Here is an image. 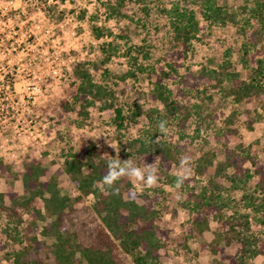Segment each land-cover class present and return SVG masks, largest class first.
I'll use <instances>...</instances> for the list:
<instances>
[{
  "label": "rangeland",
  "instance_id": "374dc122",
  "mask_svg": "<svg viewBox=\"0 0 264 264\" xmlns=\"http://www.w3.org/2000/svg\"><path fill=\"white\" fill-rule=\"evenodd\" d=\"M206 1L234 11L238 22L220 24L203 19L200 9ZM260 3L264 5V0H0V157L11 161L15 178L20 177L21 161L28 152L51 172L69 153H78L79 144L89 140L104 149L110 159L118 156L141 168L151 164L157 169L155 185L130 181L137 201L149 199L160 210L156 224L163 246L155 250L157 264H210L215 254L199 251L198 246L214 237L215 220L207 229L189 231L180 206L184 195L168 177L186 174L190 177L188 187L198 193L207 184V175L195 174L193 166L203 152L213 154L216 162L223 159L225 146L239 144L251 153L264 149V90L250 102H234L224 93L228 80L220 87L211 76L199 77L203 67L221 71L223 61L228 60V70L234 69L239 77L248 79L253 58L243 52L245 37L240 28L247 22L246 28L256 25L248 10ZM176 7L193 11L199 20L182 58L169 55L170 20ZM261 9L264 14V6ZM37 22L40 25L34 27ZM94 27L99 29L97 37ZM256 47L264 50V36ZM79 61L85 63L95 83L112 92L92 99L86 115L77 112L78 103L72 98L78 84L72 68ZM170 61L177 63L175 71L163 83L177 105L173 115L160 101L151 99L153 84L146 75L147 70L156 71L159 66L167 69ZM128 69L134 75H125ZM32 81L40 92L28 98L24 87ZM63 98L70 106L66 110L59 104ZM116 107L121 109V121L114 112ZM244 108L251 111V129L242 122ZM185 111L188 114L182 120ZM231 112L235 113L233 122L224 123ZM258 112L260 117L255 116ZM160 121L166 122L164 133L158 128ZM152 136L167 141L175 150V159L166 171L155 157L151 163H138L128 154L127 144L132 139L150 140ZM216 180L230 185L223 177ZM256 181L253 174L247 186L222 191L229 205L226 215L232 213L233 201L243 207V194H252ZM10 186L0 174V191ZM60 187L69 195L77 193L66 176L60 180ZM92 202L91 194L85 196L77 203L79 211ZM5 203H10L6 196ZM240 211L249 213L251 230L263 238L264 208ZM50 220V216L38 220L39 229ZM9 229L7 217L0 213V264H10L7 257L24 244L9 237ZM37 237L43 241L44 262L57 264L50 253L52 237L40 233ZM218 244L228 249L233 245H226L222 239ZM246 262L264 264V255L250 256Z\"/></svg>",
  "mask_w": 264,
  "mask_h": 264
},
{
  "label": "trees",
  "instance_id": "16d2710c",
  "mask_svg": "<svg viewBox=\"0 0 264 264\" xmlns=\"http://www.w3.org/2000/svg\"><path fill=\"white\" fill-rule=\"evenodd\" d=\"M261 6L264 5L255 4L248 10L251 19L256 20V25L246 28L247 22L240 28L245 37L243 52H249V57L253 58V65L247 73L248 79L239 77L234 69L228 70V60L223 61L221 71H209L203 67L199 74V77L211 76L220 87L224 80H228L224 93L234 102H250L264 90V50L256 47L264 36ZM201 8L203 19L210 23L238 22L236 13L227 7L206 1ZM173 12L169 55L182 58L199 28V20L193 11L186 8L176 7ZM92 31L94 36H99L97 27L92 28ZM174 64L170 61L167 62V69L159 66L156 71H146L153 84L151 99L160 101L171 115L175 113L177 105L167 93L163 79L173 76ZM137 68L141 69V66ZM72 74L78 79L72 98L78 103L77 112L81 115L87 114L86 108L93 102L92 99H101L112 93L92 80L82 61L73 65ZM125 75L132 76L134 71L128 69ZM59 104L65 110L70 107L64 98ZM114 112L121 121V109L116 107ZM186 114L187 111L182 120L186 119ZM241 114L242 122L247 129H251V111L244 108ZM261 114L264 115V111ZM261 114L258 112L255 116L260 117ZM234 118L235 113L231 112L224 118V123H232ZM118 125L121 123L118 122ZM227 130L236 131L235 128ZM127 147L128 154H132L138 163H151L155 157L164 171L171 167L175 159L173 146L153 136L150 140L136 137ZM260 151L246 152L239 144L225 146L223 159L216 162L213 161V154L203 152L196 158L193 171L197 175H207V184L196 193L188 187L190 177L186 176L179 188L184 195L180 206L184 209L189 231L207 229L211 221L215 220L214 237L198 246L199 251L208 250L215 254L210 264H247L248 257L264 255V237H257L253 233L249 213L240 211L248 207L254 210L264 208V149ZM78 153H69L61 165L49 172L41 159L28 152L21 161L19 178H15L11 170V161L0 157V174L11 182L9 189L0 191V213L5 214L11 226L7 235L14 240L24 241L20 249L7 257L11 258L10 264H46L41 256L43 241L37 237V233L52 237L50 253L57 264H157L155 250L163 246L156 224L160 210L149 199L144 202L136 200L137 193L132 189L128 177H122L113 187L100 183L101 177L107 173V161L110 158L94 142L87 140L79 144ZM230 168L231 171H228ZM253 174L257 176V181L252 194H243V207L233 201V205H230L232 213L226 215L225 209L229 205L222 191L229 192L247 186ZM64 176L77 190L75 195L61 191L60 180ZM218 177H223L230 185L219 183L216 180ZM175 180V176L168 177L169 182ZM89 194L93 196V202L79 211L77 203ZM5 196L9 204L5 203ZM23 213L27 215L25 219ZM46 216H50L51 220L39 229L38 220ZM220 239L226 245L233 244L231 249L219 246Z\"/></svg>",
  "mask_w": 264,
  "mask_h": 264
},
{
  "label": "clouds",
  "instance_id": "9594fccd",
  "mask_svg": "<svg viewBox=\"0 0 264 264\" xmlns=\"http://www.w3.org/2000/svg\"><path fill=\"white\" fill-rule=\"evenodd\" d=\"M158 128L161 133L166 132V122L160 121ZM122 177L141 181L148 187H151L158 182L157 169L151 167V164H146L144 168H141L134 165L129 160L121 161L117 156L112 157L107 161V173L101 177L100 183L107 187H113ZM185 178L186 174L177 175L175 187L179 189L183 185Z\"/></svg>",
  "mask_w": 264,
  "mask_h": 264
},
{
  "label": "built area",
  "instance_id": "2783aa9c",
  "mask_svg": "<svg viewBox=\"0 0 264 264\" xmlns=\"http://www.w3.org/2000/svg\"><path fill=\"white\" fill-rule=\"evenodd\" d=\"M39 25L40 24L38 22L34 23V27H37ZM24 92H25V96L31 98L33 95L38 94L40 92V87L34 81L27 82V84L24 87Z\"/></svg>",
  "mask_w": 264,
  "mask_h": 264
}]
</instances>
